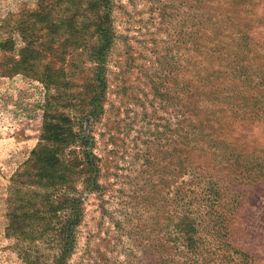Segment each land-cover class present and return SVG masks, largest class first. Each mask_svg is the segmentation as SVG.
Here are the masks:
<instances>
[{
	"label": "rangeland",
	"instance_id": "rangeland-1",
	"mask_svg": "<svg viewBox=\"0 0 264 264\" xmlns=\"http://www.w3.org/2000/svg\"><path fill=\"white\" fill-rule=\"evenodd\" d=\"M108 3L104 91L83 121L97 189L77 186L81 218L62 264H264V0ZM35 4L0 0V40L15 44L1 70ZM73 62L69 91L0 75V264H22L5 198L38 143L45 94L73 119L84 109L93 67L82 52Z\"/></svg>",
	"mask_w": 264,
	"mask_h": 264
},
{
	"label": "trees",
	"instance_id": "trees-1",
	"mask_svg": "<svg viewBox=\"0 0 264 264\" xmlns=\"http://www.w3.org/2000/svg\"><path fill=\"white\" fill-rule=\"evenodd\" d=\"M109 11L108 0H36L35 8L17 19L16 59L4 57L7 66L0 75L22 74L46 91H69V69H76L73 57L82 52L93 67L78 117L56 110L54 96L45 94L38 143L9 179L5 232L21 244L22 264H62L75 244L81 218L77 186L86 193L97 189V160L83 121L96 113L104 91L99 73L111 42ZM80 18L85 22H78ZM14 45L11 38L0 40V51L8 53ZM70 97L56 99L70 109L75 106ZM42 250L51 251V259Z\"/></svg>",
	"mask_w": 264,
	"mask_h": 264
}]
</instances>
